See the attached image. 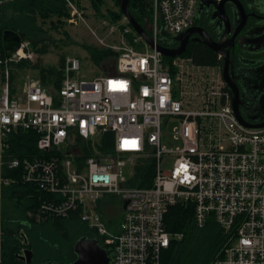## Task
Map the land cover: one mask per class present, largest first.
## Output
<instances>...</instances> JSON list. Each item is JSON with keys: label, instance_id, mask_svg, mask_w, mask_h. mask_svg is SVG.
Masks as SVG:
<instances>
[{"label": "built area", "instance_id": "built-area-1", "mask_svg": "<svg viewBox=\"0 0 264 264\" xmlns=\"http://www.w3.org/2000/svg\"><path fill=\"white\" fill-rule=\"evenodd\" d=\"M65 1L67 22L85 25L117 59L85 80L79 79L81 60L68 57L53 94L37 77L14 84V64L32 58L27 42L10 58L0 56V166L20 170L23 183L52 197L37 221L85 224L107 249L108 264H163L164 253L182 238L167 230L166 217L172 207L192 205L195 226L204 229L213 220L225 238L210 264H264V127L238 120L218 58L211 65L182 55L167 62L125 17L101 18L99 30L82 0ZM200 4L150 0L147 32L155 45L194 27ZM20 131L37 135L40 156L8 154ZM107 134L113 146L103 150ZM140 162L153 165L151 182L142 187L134 185ZM127 164L134 167L131 180L123 174ZM116 205L123 212L118 232L108 228Z\"/></svg>", "mask_w": 264, "mask_h": 264}, {"label": "trees", "instance_id": "trees-1", "mask_svg": "<svg viewBox=\"0 0 264 264\" xmlns=\"http://www.w3.org/2000/svg\"><path fill=\"white\" fill-rule=\"evenodd\" d=\"M113 1L119 11H110L109 16H106L101 11L104 0H92L98 17L108 18L113 22L123 20L124 16L117 0ZM149 9L150 0H131V13L146 31H148ZM69 17L65 0H0V56H5L3 35L7 30L22 34L24 42L29 40L37 54H48L49 45L39 48L41 43L46 41L42 24L50 23L53 29H57L63 27ZM128 39H131V36H128ZM163 43H165L163 47L167 48L177 45L172 39H164ZM85 48L89 51L91 60L99 66L117 59V54L112 51L99 50L92 46ZM182 56L193 57L197 63L205 65L214 64L218 57L208 47L195 43H191ZM65 61L63 57L59 67H51L44 66L41 62L34 63L29 59H23L14 64L12 80L15 84L19 71L31 69L36 72L42 85L56 94L64 80ZM166 61L170 62L171 59L166 58ZM37 140L38 137L33 132L20 131L11 136V148L8 154L20 160L40 156L42 153L37 149ZM103 144V150L111 149L113 136L105 135ZM90 153L85 150V157ZM151 177H153V165L149 162L145 164L140 162L135 170L134 185L145 186V183L151 182ZM2 180H10L11 183L6 185ZM51 198L37 187L23 183L20 170H10L0 166V264H28L22 259L24 250L29 249L34 253L33 248L38 244L36 240L43 239L41 229L44 222H38L36 214L41 204ZM193 211L192 205L175 206L169 211L166 217L167 230L172 234L181 235L182 238L173 241L170 249L164 253L163 264H210L223 248L225 238L217 224L211 220L204 229H198L194 224ZM68 221L72 220L55 219L53 225L63 235L67 231L65 222ZM56 256L57 258L55 255L49 257L46 262L59 261L68 264L76 259L73 247L69 254L57 253Z\"/></svg>", "mask_w": 264, "mask_h": 264}, {"label": "flooded vegetation", "instance_id": "flooded-vegetation-1", "mask_svg": "<svg viewBox=\"0 0 264 264\" xmlns=\"http://www.w3.org/2000/svg\"><path fill=\"white\" fill-rule=\"evenodd\" d=\"M224 1L209 0V7L201 12L199 7L194 27L203 29L219 50L220 54H216L225 83L227 77L238 88L242 103L249 105L250 115L261 117L264 115V108L259 107L264 98V0H234L221 8L219 5ZM196 38L199 36H192L189 45L206 46L193 40ZM79 225L82 228L79 238L96 239L104 247L94 231L83 223Z\"/></svg>", "mask_w": 264, "mask_h": 264}, {"label": "rangeland", "instance_id": "rangeland-1", "mask_svg": "<svg viewBox=\"0 0 264 264\" xmlns=\"http://www.w3.org/2000/svg\"><path fill=\"white\" fill-rule=\"evenodd\" d=\"M81 3L86 7L90 25L100 30L99 22L102 17H98V13L92 5V0H82ZM101 11L104 15L109 16L110 11L118 12L119 8L113 0H104ZM42 25L45 30L46 41L41 43L39 48L44 45H49V53L46 55H39L36 53V50L32 48L30 41H25L29 44L27 52H31L32 58H29V60L32 62H41L44 66L59 67L63 57H65V59L68 57H77L81 60L79 79L85 80H92L101 76L104 72V67L113 63V61H109L99 66L91 60L90 53L86 50L85 46H92L99 50H101V48L97 45L96 40L85 25L75 27L67 22L63 27H58L57 29H53L50 23ZM28 77H37V74L31 69L19 71L17 73L16 85L22 86L24 79ZM177 125L178 122L173 121L167 129L168 134L166 142L169 143L170 146H174L171 140L173 134L171 133L173 128ZM172 164L173 159H165L164 167L167 168V170L172 168ZM123 174L127 180H131L134 174V167L131 164H127V166L123 168ZM116 207L117 213L114 214L115 221L110 222L108 225V228L114 232L119 231L123 213L121 205H116ZM53 221L54 220L45 221L42 225L41 234L43 239L36 240L39 245L36 244L35 248H33L35 251L32 260L33 264H43L49 257L54 255L57 258V253L63 255L69 254L80 236V230L82 229L81 225H79L81 223L80 221L72 220L65 222L67 231L63 235L55 229Z\"/></svg>", "mask_w": 264, "mask_h": 264}, {"label": "water", "instance_id": "water-1", "mask_svg": "<svg viewBox=\"0 0 264 264\" xmlns=\"http://www.w3.org/2000/svg\"><path fill=\"white\" fill-rule=\"evenodd\" d=\"M209 0H201L200 4V12L209 7ZM234 0H225L223 4L219 5L221 8L227 2H232ZM121 13L134 29V31L139 34L144 40L151 46V48H155L158 52H160L166 58H176L183 55L188 48L190 41H192V36L198 35L199 38L193 39L195 41L201 42L206 45L210 50L214 53L220 54L219 50L216 48L214 42L208 37L207 33L199 28L192 27L180 34L177 37L172 38L173 42L177 44L176 47L167 48L160 45H155L153 39L150 34L139 24V22L132 15L130 10L131 0H117ZM223 10V9H222ZM24 41V36L18 32L7 30L3 35V47L5 52V57L10 58L12 54L18 52L22 48V43ZM226 83L228 84L231 95H232V103L235 114L238 120L248 128L259 129L264 127V115L263 116H251L249 111V105L242 103L240 100L239 90L236 86L232 85L227 77ZM259 107L264 108V98L260 100ZM243 109V112H242ZM126 206V205H125ZM28 244V242L26 243ZM74 253L76 255V259L68 264H108L109 263V254L105 247L101 246L98 240L81 237L79 238L73 247ZM34 253L32 250L26 249L24 250V254L22 259H24L28 264H30L33 260ZM43 264H67L59 261H49Z\"/></svg>", "mask_w": 264, "mask_h": 264}]
</instances>
